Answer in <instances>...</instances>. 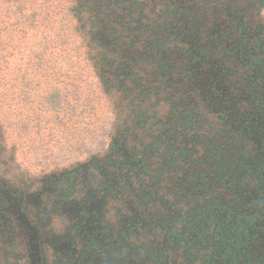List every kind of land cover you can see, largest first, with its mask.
Instances as JSON below:
<instances>
[{"label":"rangeland","instance_id":"obj_1","mask_svg":"<svg viewBox=\"0 0 264 264\" xmlns=\"http://www.w3.org/2000/svg\"><path fill=\"white\" fill-rule=\"evenodd\" d=\"M91 1L0 0V181L46 264H264V0H116L126 95ZM28 263L0 208V264Z\"/></svg>","mask_w":264,"mask_h":264},{"label":"trees","instance_id":"obj_2","mask_svg":"<svg viewBox=\"0 0 264 264\" xmlns=\"http://www.w3.org/2000/svg\"><path fill=\"white\" fill-rule=\"evenodd\" d=\"M148 2L153 5L151 12L155 14L154 18L157 20L156 13H154L155 6L166 7V1L148 0ZM91 3L93 5L87 12L88 18L87 20L85 19L83 22L84 24L80 26V30L84 39L87 41L86 46H88L90 51L94 54L93 59H95V66L99 67L103 74V66L105 67L107 62V60L104 59V56L107 54L118 56L115 52L116 46L119 43H122L125 38L129 40H132L133 36H135L134 39L137 38L136 40L141 38V35L139 34L140 29H131V24L136 26L140 19L135 21L134 11L132 10L129 12V8H121L116 0H92ZM170 4L171 1L168 0L167 6ZM103 22H106L107 25L104 24V26ZM148 27H150V25H146L144 29H148ZM107 43L110 44V49L105 51V47L108 45ZM126 45L130 44L128 43ZM108 65L111 66L110 64ZM146 69L147 68H142L144 71H146ZM104 71V74L111 75V86H114L120 92H124L123 88L118 87L113 83V80L118 79L119 72H115L111 67H106ZM124 94L126 95V92H124ZM126 98L127 96L124 99ZM126 105L130 108H134L131 102Z\"/></svg>","mask_w":264,"mask_h":264},{"label":"flooded vegetation","instance_id":"obj_3","mask_svg":"<svg viewBox=\"0 0 264 264\" xmlns=\"http://www.w3.org/2000/svg\"><path fill=\"white\" fill-rule=\"evenodd\" d=\"M0 208L9 215L16 230L24 239L28 264H46L43 256V238L38 224L26 212L22 194L0 181Z\"/></svg>","mask_w":264,"mask_h":264},{"label":"crops","instance_id":"obj_4","mask_svg":"<svg viewBox=\"0 0 264 264\" xmlns=\"http://www.w3.org/2000/svg\"><path fill=\"white\" fill-rule=\"evenodd\" d=\"M173 107V104L170 105V109Z\"/></svg>","mask_w":264,"mask_h":264}]
</instances>
